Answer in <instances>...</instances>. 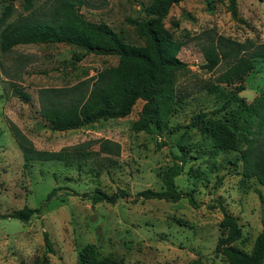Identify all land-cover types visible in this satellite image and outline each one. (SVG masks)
<instances>
[{"label":"rangeland","instance_id":"374dc122","mask_svg":"<svg viewBox=\"0 0 264 264\" xmlns=\"http://www.w3.org/2000/svg\"><path fill=\"white\" fill-rule=\"evenodd\" d=\"M56 1L30 0L27 8L25 0H0V38L9 22L31 12L38 15ZM80 1L82 5L75 8L86 21L107 24L130 45L144 44L126 20L145 19L144 10L152 0ZM6 9L10 17L1 22ZM236 10L234 19L228 0H183L171 7L164 26L181 44L177 58L185 66L175 74L178 100L168 116L169 131L161 135L133 131L141 101L125 118L71 131H53L36 118L42 90L92 80L117 65L116 55L86 53L60 43L18 45L7 52L0 48V216L24 206L41 208L27 223L0 220V264H82L83 254L118 264H190L194 260L226 264L225 257L215 252L219 238L226 233L219 203L241 227L235 246L251 251L264 227V186L255 177L242 176L241 161L234 163L240 156L238 150L246 145L242 142L236 150L222 136L212 140L209 134L188 128L192 116L202 113L207 115L205 120L224 121L240 100L250 105L264 90V62L257 60L243 81L245 89L229 108L213 115L234 86L219 83L230 61H222L213 71L202 68L206 32L237 42L264 43V0H236ZM13 86L31 96V107L13 95ZM210 86H219L222 99L209 92ZM254 120L250 128L254 131L261 125L264 140V114ZM19 138L37 151L62 154L63 160L25 165ZM174 138L188 149L175 184L178 190L192 192L196 207L186 199L137 198L143 190L162 189L160 175L179 155ZM54 188L55 196L45 202ZM118 189L128 196L115 204L93 203L82 197L96 191L112 194ZM44 232L52 252L45 246Z\"/></svg>","mask_w":264,"mask_h":264},{"label":"trees","instance_id":"16d2710c","mask_svg":"<svg viewBox=\"0 0 264 264\" xmlns=\"http://www.w3.org/2000/svg\"><path fill=\"white\" fill-rule=\"evenodd\" d=\"M182 1L152 0L144 10L145 19L126 20L143 41L142 46L125 43L105 23L93 24L86 21L75 8L81 6L82 1L57 0L48 10L38 15L31 12L28 17L9 22L1 31L0 48L7 52L18 45L60 43L76 46L86 53L116 55L117 65L98 73L92 80H83L69 88L42 90L38 112H34L38 113L36 118L53 131H71L100 121L125 118L131 114L136 103L141 101L142 107L138 120L132 125L133 131L145 133L156 131L161 135L169 131L168 116L178 100L174 87L175 74L185 66L184 62L177 58L181 44L174 40L172 34L165 28L164 20L171 7ZM25 3L29 8L30 0H25ZM228 10L236 19V0H228ZM9 17L10 11L6 9L1 22ZM201 53L204 60L202 68L208 71L216 69L222 61L231 62L230 67L219 77V83L228 87L234 86V90L230 91L223 101V106L213 111V115H216L221 110L229 108L238 93L245 89L243 81L254 69L255 62L257 60L264 62V43L254 44L250 40L237 42L207 31L201 45ZM208 90L217 94L218 98L223 94L219 86H210ZM12 93L23 103L32 106L31 96L21 88L13 86ZM239 102L236 110H232L224 121L205 120L207 115L202 113L192 116L188 128H197L201 133L209 134L212 140L222 136L233 144V149L243 142L246 147L238 150L240 156L234 163L241 161L242 176L255 177L264 186V140L260 138L261 125L254 131L250 128L255 122L254 118H261L264 114V90L250 105H246L242 100ZM19 144L25 165L30 161L63 160L62 154L35 150L25 139L19 138ZM174 146L178 149L179 155L175 156L173 164L161 173L162 189L143 190L137 194V198L168 202L186 199L191 206L196 207L192 192L178 190L175 184L176 177L184 169L188 149L179 138H174ZM56 190L54 188L47 194L45 202L55 196ZM72 193L75 196L79 195L77 192ZM84 196L89 197L93 203L115 204L119 199L128 196V192L118 189L112 194L96 191L89 195L83 194L82 197ZM218 207L223 213L222 225L226 233L219 238L215 252L225 257L226 264H262L264 227L256 237L251 251L246 253L235 246L242 235L238 220L228 214L221 203ZM40 210L41 208L32 209L24 206L11 214L0 216V220L11 218L27 223ZM43 235L47 250L52 252L48 234L44 232ZM81 263L118 264L108 258L92 260L88 254L81 256ZM190 264H200V261L194 260Z\"/></svg>","mask_w":264,"mask_h":264}]
</instances>
